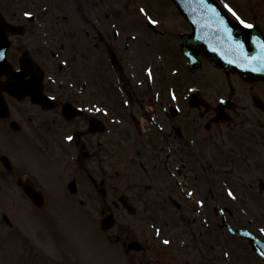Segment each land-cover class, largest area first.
I'll list each match as a JSON object with an SVG mask.
<instances>
[{
    "label": "rangeland",
    "instance_id": "rangeland-1",
    "mask_svg": "<svg viewBox=\"0 0 264 264\" xmlns=\"http://www.w3.org/2000/svg\"><path fill=\"white\" fill-rule=\"evenodd\" d=\"M116 1L118 0H0V10L4 9L8 16V12L15 11L17 18L18 15L21 17L22 21H20V23L24 26V31L19 35H15L12 41L18 45H28V50L46 67L48 78H53L55 88L58 86L61 90H65L66 93L70 90H76L78 95H73L77 96V99L83 98L81 102H78L80 105L87 107L89 104H93L94 101H97L98 109H102L106 104L109 107L104 108L103 110L109 114V116H115V114H117L116 110L118 106L117 108L114 106V100L117 99L118 102L121 103V96L117 88L120 89L119 87L122 86L121 83H118L117 76L112 71L108 62V47H111L116 52L123 63L124 69L131 82L130 86L134 90V94H146L149 96L157 91H163L164 93L160 95L162 100L167 98V84L172 81V68L170 66L172 63H175V66L177 67V60L179 61V58L175 59V56L172 58V44L169 43L166 44L165 47L162 45L157 48L155 42L147 43L154 39L150 41H144L146 38L139 39L136 30L145 32L144 35H147V37L152 35L146 30L143 20L141 19H144L143 15L140 13L143 0H119L121 2L118 5L115 3ZM230 1L234 3L233 0ZM147 2L153 9H155V7H157V9L161 7L159 11L161 27L163 29H169L172 27V11L169 6L165 5V1L163 2V5L158 0H153L151 3L150 0H148ZM121 5L123 7L121 11L128 13L129 16L125 18V25L123 24L122 26H119L118 21L116 20L117 18H115L114 10ZM235 6L241 14H246L243 12V8L238 5ZM146 12L151 13L149 9H146ZM26 13H31L32 20L29 15H26ZM103 14L107 15V20L104 19ZM137 17L140 20L141 27H139L138 24H135ZM9 18L12 19L13 16H9ZM126 27H128L129 30ZM135 27L136 30H134ZM130 29H133V31ZM94 30L100 31L105 36L108 44L105 42L103 44L102 41L97 39L96 47H91L93 44L92 38H90L89 41L86 38L87 42L85 43V34L91 32L94 35ZM115 31L118 33H114ZM140 37L142 38V34ZM155 37H158V35H155ZM80 38L84 40L85 44L80 42ZM77 42L80 43L78 44ZM144 43H146V46ZM140 47L142 50H140ZM153 48H157L158 50ZM158 51L162 61L165 62L166 69L164 68L163 63L156 59L149 62L146 61L150 56L155 58ZM149 54L150 56H148ZM148 72L151 73V75L148 76L151 83L146 78ZM181 72L182 73H177V77L181 78L180 80L183 79L187 83L192 80L190 77H185L186 74H184L182 70ZM203 72L201 80L205 83L210 82V73H218L210 66H206ZM145 87H147L146 91L144 90ZM244 91L245 85H243V92ZM104 94L105 96H103ZM235 94L237 95V93ZM138 100L141 104L148 106V98L146 100L142 99L140 96ZM99 101L104 103V105H100ZM139 105L140 104L136 101L135 103L133 102V104H128L125 108V113L134 112L133 107L139 112ZM111 107H113L114 113H112ZM114 107L116 110H114ZM164 120V116L161 115L159 122L162 123ZM76 123L77 118L69 121L58 118L55 126L58 127L59 124L66 136L70 135L73 137V132L76 130L75 127L77 126ZM34 132L38 134L39 137H44L41 133L46 135L45 129H40ZM55 137H57V134L54 135L50 133L47 139L50 142H54ZM98 139L101 140L104 138L98 136L97 140ZM119 139L120 138L114 137L115 141ZM115 141L114 145H110V148H112L113 151L116 148ZM0 145L9 151L14 160L21 162L30 172L40 179H43L44 182L49 185V190L54 194L50 196L49 208L42 214L40 224L32 222L30 215L28 214L30 212L29 209L26 208V211H23L20 208L13 206L6 198L0 199V203L8 209L0 206V210H4L8 213L11 211L24 228L29 229L30 232L32 230V236L37 237L40 240L38 241V245L45 247L44 252L50 251L47 250L46 243L49 240L52 241L53 238V241L57 243V248L59 250H65L67 246L74 253L89 252L99 263L112 264V260L115 257L114 248L106 246L101 240L95 238L92 235V228L89 223L86 224V228L89 230L87 235L84 234V232L80 233L75 229L79 218L84 216V214H82L84 209L80 211L75 206L73 198L65 194L63 191V182L59 175L53 174V171L50 168L45 167L41 155L35 149L33 143L25 137L20 139L8 137L0 139ZM119 154H121L120 150ZM259 157L264 158V154ZM46 158L49 159L50 157L46 155ZM126 158L130 159V157ZM118 160L113 156L111 163L113 169L118 170L121 173L124 171L122 168L124 162ZM252 161L256 160H247L246 163ZM190 162L195 163L194 160ZM235 163H238L235 173V176L237 177H232L234 181H231V177L227 178L228 181L232 182L234 188H238L239 184H243L240 180V176L249 181H257L258 176L264 175V171L261 169L259 171H254L253 166H250V170L247 164V169L242 166V164L244 165L243 162L236 161ZM259 163L262 167L264 166L261 161H259ZM175 165H183L184 169L188 171L189 166L187 161L176 160ZM200 166L201 163L197 164L195 167L200 170ZM121 178L122 176L120 175L119 177H113V184L115 186L122 184V182L120 183ZM197 178H202L201 173L195 179L198 180ZM180 180L183 183L181 178ZM202 182L204 183L203 180ZM197 183L201 182L197 181ZM201 189L202 187L199 189L198 193L194 191V195L202 197L200 196L202 193ZM216 189V185L211 186L207 193L208 197H202L205 202L206 200L217 202L223 200V203L225 201L227 202L223 192ZM131 190L133 189L127 190L128 195L132 198V201H135L134 203H139L136 194L131 192ZM254 194L256 193H253V191L244 194L247 196V203L251 201L250 204L256 202L260 205L258 203L259 198L254 197ZM263 197L264 195L260 199L263 200ZM183 201L186 202L188 199L184 198ZM240 203L244 204L243 201H240ZM136 206L139 207L138 204ZM53 207L63 212L59 214L61 218H58V222L61 221L62 223L59 225V229H55V232L52 234L47 232L46 223L52 218V214H48V212L49 209ZM253 207H256L257 210ZM182 208L188 209L189 211L186 210L188 215H185L183 219L179 220L181 223L178 221V218H180L177 214L178 211L173 206H167L165 208L160 207V209H158V211L164 216L159 218H165V220L160 219V222L164 223L161 227L156 226L160 232H163L162 237L161 234L160 237L157 235L158 238H156L157 241L155 244L148 246L145 252L146 255L151 256L150 258H152L154 262L153 264H192L191 260L194 262L193 264H232V255H235V241L233 238H228V236L224 235L222 231L216 228L218 216L213 211V207L211 210L202 211L195 206V203L190 201L189 206L184 205ZM247 208H250L249 212L253 215L260 216L262 213L264 214V211L260 210L256 205H251V207L248 206ZM170 209H172V218L168 215ZM122 212L123 210L121 208L117 210L119 217ZM183 212H185V210ZM203 212L207 214V216H205V221L203 219ZM234 212V215H236L235 219H237L238 215L239 219L244 218L241 212ZM88 218L91 219L90 217ZM82 219L87 223V219L83 217ZM165 223L168 225H165ZM164 225L165 227H170L172 225V239H177L178 244L185 241L188 246V243H190L189 250H186L187 254L194 252L193 250L195 247L199 248V240H197L196 237H200L201 232L205 234L208 240L210 239V246L206 247L204 252H200L199 250V252H194L192 255H188L189 257L187 259H184L180 254H184L185 250L180 251L179 246H176L177 243L174 240L172 251L177 256L169 260V247L163 242V239H165L163 234L164 232L170 231V229L166 228L167 230H162ZM128 227V233L131 234V237L138 238L137 236H139L145 242L152 240L149 234H146V236L143 235L142 231L148 230L145 226L141 231V235L138 234L141 230V223L133 222ZM1 235H3V233ZM220 239L225 241V253H227V257L225 258H222V250L217 248V243ZM138 240L140 239L138 238ZM10 241V239L5 240V242ZM51 247H53V245L49 244L48 248L50 249ZM3 253V256L0 254V264H40L42 261V256L40 254H31L32 259L30 258V262H27L25 256L18 257L10 255L8 249L3 250ZM168 253L169 257L167 256ZM141 254L143 255V253ZM226 258L228 259L226 260ZM55 259L58 260V262L63 261V258L60 256H57ZM221 259L224 260V263L223 261L221 262ZM253 260V258L249 259V263L256 264L252 262ZM73 264H79V262H73ZM240 264L245 263L240 262ZM257 264H260V262Z\"/></svg>",
    "mask_w": 264,
    "mask_h": 264
},
{
    "label": "water",
    "instance_id": "water-1",
    "mask_svg": "<svg viewBox=\"0 0 264 264\" xmlns=\"http://www.w3.org/2000/svg\"><path fill=\"white\" fill-rule=\"evenodd\" d=\"M228 28L223 34L212 31L204 37L192 33L184 40L183 51L188 55L201 53L215 65L245 77H264L261 34L254 29L245 30L231 25Z\"/></svg>",
    "mask_w": 264,
    "mask_h": 264
},
{
    "label": "flooded vegetation",
    "instance_id": "flooded-vegetation-1",
    "mask_svg": "<svg viewBox=\"0 0 264 264\" xmlns=\"http://www.w3.org/2000/svg\"><path fill=\"white\" fill-rule=\"evenodd\" d=\"M253 24H256L258 27H260L263 32H264V9L259 10L258 12L256 11L253 18ZM184 30L188 31V26L184 25ZM223 86H226L223 82ZM22 110V108H21ZM25 110H33L35 114H27L25 117L22 119V121L28 125H30L33 121L39 120L40 116L36 113L40 112L39 108L31 106V107H25ZM205 111H209V106L204 107ZM233 111H235L233 109ZM21 112V111H20ZM63 117V116H62ZM89 118L88 115L85 114H80L77 118V126L76 128V136H75V151L73 153V156L68 158V159H61L59 161V164H65L66 168L72 172V174H75V176H72L71 179H74L76 184H80V172L83 170L88 176L90 170L95 171L94 167V161H95V151L96 147L94 146L96 140V134H90L86 130L85 127V122L87 123V119ZM82 143H84L83 148L81 147ZM92 144V145H91ZM74 145L71 143L68 145V149L71 150L74 148ZM83 151H82V150ZM81 157L85 159L86 164L84 167H82V161ZM88 161V162H87ZM93 161V162H92ZM30 171L25 168L21 162L15 161V167H12L9 172L6 170L2 169L0 171V197L2 196L3 192L5 189L9 190L12 192V200L11 204L15 207L18 206H26V204L30 203L28 199L26 198L27 196L23 194L22 190L20 189L19 186H17L16 181L17 179H21L22 181H26V179H30L29 177ZM36 186V185H35ZM37 187V186H36ZM85 193H90V191L86 190ZM0 221L8 226L11 227V222L8 219H0ZM255 254L251 249H244L242 251L241 255L235 256V263L240 264V262H243L245 260V264H250L249 259L253 258ZM254 263H259L264 264V258H259L256 257L252 261Z\"/></svg>",
    "mask_w": 264,
    "mask_h": 264
},
{
    "label": "snow or ice",
    "instance_id": "snow-or-ice-1",
    "mask_svg": "<svg viewBox=\"0 0 264 264\" xmlns=\"http://www.w3.org/2000/svg\"><path fill=\"white\" fill-rule=\"evenodd\" d=\"M227 6V5H226ZM229 10L230 11H232V9L231 8H229ZM140 11L141 12H144L145 10L142 8V9H140ZM26 15H31V13H26ZM233 15H236V13L235 12H233ZM149 19H151V18H149ZM237 19H240V17L239 16H237ZM240 22L242 23V24H245V26L246 27H252V25L251 24H249V23H247L246 21H244V20H240ZM151 23H153V24H155V23H157L155 20H151ZM93 110H95V111H104L103 109H88V111H93ZM67 140H72V137L69 135V136H67V137H65ZM230 196L231 195H233V193L231 192V191H229V193H228ZM188 195H192V193L191 192H189L188 193ZM200 203H202V201L200 202ZM156 232H157V235H159L160 234V230L159 229H157L156 230ZM165 244H168L169 243V241L168 240H164L163 241ZM261 255H264V253H261Z\"/></svg>",
    "mask_w": 264,
    "mask_h": 264
}]
</instances>
